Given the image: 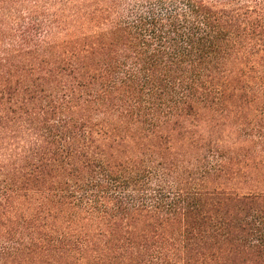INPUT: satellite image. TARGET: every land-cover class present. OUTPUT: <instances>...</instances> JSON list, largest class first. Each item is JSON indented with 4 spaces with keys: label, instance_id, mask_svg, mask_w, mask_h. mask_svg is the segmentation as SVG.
<instances>
[{
    "label": "trees",
    "instance_id": "1",
    "mask_svg": "<svg viewBox=\"0 0 264 264\" xmlns=\"http://www.w3.org/2000/svg\"><path fill=\"white\" fill-rule=\"evenodd\" d=\"M0 264H264V0H0Z\"/></svg>",
    "mask_w": 264,
    "mask_h": 264
}]
</instances>
